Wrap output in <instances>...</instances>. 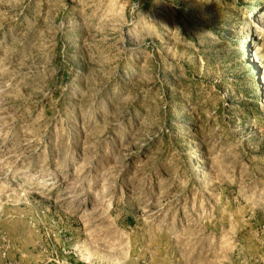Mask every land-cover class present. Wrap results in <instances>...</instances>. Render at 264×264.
<instances>
[{
  "label": "rangeland",
  "instance_id": "374dc122",
  "mask_svg": "<svg viewBox=\"0 0 264 264\" xmlns=\"http://www.w3.org/2000/svg\"><path fill=\"white\" fill-rule=\"evenodd\" d=\"M0 264H264V0H0Z\"/></svg>",
  "mask_w": 264,
  "mask_h": 264
}]
</instances>
